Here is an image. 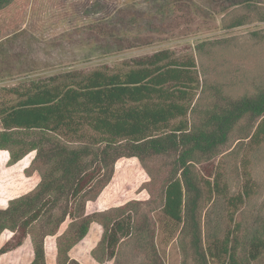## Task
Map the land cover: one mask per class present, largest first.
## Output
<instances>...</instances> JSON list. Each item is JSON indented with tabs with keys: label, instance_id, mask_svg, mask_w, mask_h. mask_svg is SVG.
Instances as JSON below:
<instances>
[{
	"label": "trees",
	"instance_id": "obj_1",
	"mask_svg": "<svg viewBox=\"0 0 264 264\" xmlns=\"http://www.w3.org/2000/svg\"><path fill=\"white\" fill-rule=\"evenodd\" d=\"M27 2L0 0V15ZM231 14L226 29L245 25L248 16L264 22V0H244ZM7 29L0 23V40ZM248 35L264 43V29ZM212 45L158 50L125 60L119 69L74 70L13 87L15 103H0V256L29 240V264H48L50 257L52 264H79L69 253L95 225L101 233L89 257L96 264H118L123 242L143 240L146 233L148 264H165L149 224L157 212L175 228L168 239L178 245L180 264L255 261L264 251V220L247 234L236 220L250 198L248 185L226 196V187L208 178L209 165L231 137L264 147V84L236 98L206 88L217 67L208 55ZM205 89L220 101L207 104ZM34 133L41 137L31 139ZM45 142H51L48 150ZM156 157H167L169 173L154 194L149 164ZM42 158L45 167H37L40 181L32 187L27 170ZM125 162L149 177L137 190L146 192V200L118 196L122 184L116 182L128 174L119 168ZM18 178L28 182L17 185ZM212 194L225 202L226 212L213 220L210 211L201 221L199 212ZM115 199L121 204L105 208ZM144 205L153 208L145 213Z\"/></svg>",
	"mask_w": 264,
	"mask_h": 264
},
{
	"label": "rangeland",
	"instance_id": "obj_2",
	"mask_svg": "<svg viewBox=\"0 0 264 264\" xmlns=\"http://www.w3.org/2000/svg\"><path fill=\"white\" fill-rule=\"evenodd\" d=\"M242 2L244 0H28L24 5L18 4L10 13L4 10L0 15V23L8 26L0 40V103L14 104L16 96L10 90L23 82L74 70H95L104 65L119 69L125 60L164 49L179 53L184 47L193 48L203 41H212L213 45L207 46L208 55L219 64L212 67L216 70L208 78L212 83L206 81L205 87H218L230 98L251 92L258 83L264 84V43L250 40L248 33L264 29V22H252L255 17L248 16L249 21L243 26L223 27L232 20L233 8ZM211 63L205 62L209 68ZM201 97L207 104L220 101L210 95L208 89L202 91ZM245 126L243 123L241 128ZM38 137L41 136L34 133L30 138L37 140ZM44 144V150L51 146V142ZM44 161L45 158L33 161L27 170L32 187L40 181L36 169L39 166L44 169ZM165 163L167 157H156L149 164L153 176L149 188L154 194L158 193L159 181L169 173ZM204 164L197 165L196 169L200 171ZM124 166V173L128 174L116 182V186L122 184L118 196L123 200L133 197L146 200V192L137 193V190L149 177L134 162H125L119 168ZM209 166L211 177L208 179L210 182L218 179L221 186L226 187V196H237L244 184L248 185L250 198L243 205L241 215L236 217V220L241 219L242 232L247 234L256 221L264 220V147L255 148L248 140L231 137ZM18 179L17 185L27 181ZM215 195L199 212L201 221L210 211L213 220L224 216L225 202H216ZM119 201L108 202L105 208L121 204ZM152 208L142 206L145 213ZM151 216L149 224L155 228L157 253L165 264H180L178 245L174 237L168 239L175 228L170 221L165 225L161 214L153 212ZM100 233L97 226H91L88 235L71 250L70 257L79 264H96L89 252ZM147 235L137 242H123L119 247L118 264H148ZM31 259V245L26 240L16 250L0 256V264H29ZM52 260L53 257L48 258V264H52ZM250 264H264V251Z\"/></svg>",
	"mask_w": 264,
	"mask_h": 264
}]
</instances>
